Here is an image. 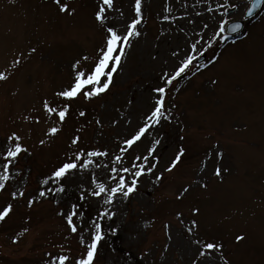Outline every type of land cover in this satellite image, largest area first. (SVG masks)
<instances>
[{
  "label": "rangeland",
  "instance_id": "obj_1",
  "mask_svg": "<svg viewBox=\"0 0 264 264\" xmlns=\"http://www.w3.org/2000/svg\"><path fill=\"white\" fill-rule=\"evenodd\" d=\"M244 1L142 0V34L128 50L110 91L91 103L81 99L74 104V110L84 106L95 109L91 128L84 133L73 117L58 138L41 146L39 140L52 123L45 119L42 99L58 101L54 93L68 83L72 64L85 55L94 58L104 41L103 31L94 22L98 0L69 3L76 9L74 15L59 13L53 0H0V73L8 77L0 81V141L13 130L27 138L33 154L21 160L20 167L28 190L34 192L40 186L42 178L63 158L67 139L74 134L81 135L82 146L87 149L109 152V157L97 158L100 168L67 178V195L59 205L49 196L26 214V200L14 202L10 223H0V255L8 257L1 264H46L44 252L50 251L71 256L69 264H75L70 252L46 249L52 237L46 240L45 232L51 231L53 235H48L60 238L61 244L77 246L76 236H64L66 222L58 211L67 213L82 189L94 188L90 172H95L99 182L115 186L108 179L110 169L103 165H112L121 141L141 125L154 104L153 89L163 83L161 76L174 71L193 42L199 47L207 41L213 46L205 53L206 61L199 70L192 68L169 88L166 105L171 122L163 120L150 129L153 134H146L135 152L127 153L124 163L128 166L136 154L146 152L153 139L162 138L157 148L158 168L151 176L141 177L139 191L127 200L118 195L113 204L105 205L103 197L86 193L85 202L95 218H82L80 232L87 238L95 220L118 230L104 235L96 264H193L196 249L186 225L195 219L199 238L220 241L226 256L232 252L227 256L231 257L230 264H264V9L246 38L232 43L215 35L222 19H243L247 5L243 7L240 2ZM132 3L114 0V19L110 16V22L119 24L121 31L126 18L133 15ZM168 8L171 12L166 11ZM119 11L123 17L116 14ZM165 15L170 17L168 21L162 19ZM32 48L36 52H31ZM17 59L21 61L18 65L13 63ZM26 116L33 119L25 120ZM36 116L41 117L40 123L34 122ZM78 128L82 129L79 133ZM181 146L189 150L191 161L154 182L155 175L168 166ZM217 152L223 153L222 159ZM216 167L222 170V180L214 174ZM188 185L189 191L178 199ZM15 186L12 182L0 193V205L8 202ZM105 208L116 215L99 219V212ZM195 208H199L198 214H194ZM19 211L25 215L18 217ZM178 213H182L180 218ZM237 235H244V240L237 242ZM24 255L36 256L18 259ZM202 261L223 264L217 253Z\"/></svg>",
  "mask_w": 264,
  "mask_h": 264
},
{
  "label": "snow or ice",
  "instance_id": "obj_2",
  "mask_svg": "<svg viewBox=\"0 0 264 264\" xmlns=\"http://www.w3.org/2000/svg\"><path fill=\"white\" fill-rule=\"evenodd\" d=\"M53 2L58 6L59 13H67L68 15L76 13L75 7H71L69 3H64L62 0H53ZM261 4H264V0H251V7L246 14L251 16L253 9ZM223 7L224 5H218V8ZM233 7H236V5H233ZM166 11L171 12V9L168 8ZM207 11H213V9L208 8ZM132 12L133 15L126 18L123 31H121L119 24L110 22V16H113L114 19V0H98L97 10L94 11V22L103 31L104 41L98 47L94 58L85 55L72 64V72L68 83L54 93V97L59 98L58 101H50L47 98L42 99L41 107L45 114V119L52 121V123L46 129L44 138L39 140L41 146H45L52 139L58 138L73 117L86 120L88 115L86 110H74V104L78 100L82 99L85 102H92L95 98L106 95L110 91L114 83V77L126 61L128 50L131 49L133 42L142 34L139 29V25L143 21L142 0H133ZM116 14L121 17L124 15L122 11ZM162 19L168 21L170 17L165 15ZM228 23L227 20L222 19L220 21L215 32V35L220 39H227L223 34ZM241 28L242 25L240 23L233 22L230 31L238 33ZM212 46V41H207L206 44H201L199 47L197 42H193L190 45L189 52L182 57L174 71L171 73L165 72L161 76L163 83L153 89L155 96L152 108L144 115L141 125L129 137L121 141L122 146L118 149L119 154L114 155L112 158V165L120 166L103 165V167L110 169L108 179L113 181L115 186L99 182L95 172H90L94 188L92 190L82 189L78 194V201H85L87 193L88 196L97 199L103 197V203L111 205L115 202L118 195L127 200L133 193L139 191L141 177L145 175L151 176L160 164L157 148L160 146L162 138L153 139L145 153L136 154L128 166H124L127 160V153L130 151L135 152V149L146 138V134H153L150 129L154 130L157 126H160L163 120L171 122L172 116L166 105L169 88L173 86L174 81L191 71L192 68L195 67L199 70V65L196 61H198L200 56L205 55ZM31 52H36V49L32 48ZM173 55H178V53L174 52ZM215 59H218V57ZM215 59H212L211 63H215ZM90 60V64L84 63ZM13 63L18 65L21 61L17 59ZM7 79L8 77L5 74L0 73V81ZM24 119L33 118L26 116ZM34 122L40 123L41 117L36 116ZM96 123L100 125L101 121L97 119ZM81 131L82 129H76L77 133ZM185 152L186 149L181 146L168 166L155 175L154 182L164 179L165 172H173L182 163ZM32 154L31 146L27 144V138L19 130L11 131L7 134L5 140L0 141V193H4L8 187H11L12 182L16 185L14 190L10 192V201L0 205V222L10 218L15 211L14 202L22 199L26 200L28 208H32L41 199H48L49 196L55 198V203L59 205L67 195L66 180L69 176L82 173L91 168H100L102 165L97 163V158L109 157L107 149L92 148L89 150L82 146L81 135L74 134L68 143L63 158L58 161L49 174L42 178L40 186L34 192H30L27 186V177L24 175V170L20 167V161ZM217 156L222 159L223 153L217 152ZM204 166L206 167L207 165L205 164ZM214 174L221 180L223 179L220 167L215 168ZM201 186L206 188L207 184L203 183ZM190 187L191 185L184 187L178 199L182 198L183 193L188 192ZM81 208L82 205L80 203H71L67 213L60 209L58 215L64 218L69 234L76 236L79 243L83 246L84 251L81 253L80 258L75 260V264H95L97 251L100 242L104 239V233L102 225L93 221L90 235L86 238L81 234L80 228L83 225ZM199 211V208L193 209L194 214H198ZM115 215L114 211L105 208L99 212L98 218L101 220L105 217L111 219ZM181 216L182 213L177 214L178 218ZM181 223H183V220H181ZM165 227L168 228L169 225H165ZM198 227V221L195 219L191 220L190 225H186V231L192 237V244L196 249V258L193 260V264H203L202 258L210 257L213 253L219 255L223 264H230L228 257L223 252L224 245L216 240H202L199 238ZM27 231L28 229L25 228L24 232ZM170 238L171 235L169 233ZM244 238V235H238L236 236V241H242ZM18 239L19 237L17 236L13 242H18ZM46 257V264H69L71 259L67 254H54L51 251L46 253Z\"/></svg>",
  "mask_w": 264,
  "mask_h": 264
}]
</instances>
